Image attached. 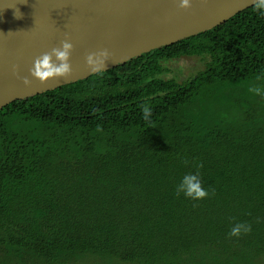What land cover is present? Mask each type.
<instances>
[{
    "label": "trees",
    "instance_id": "obj_1",
    "mask_svg": "<svg viewBox=\"0 0 264 264\" xmlns=\"http://www.w3.org/2000/svg\"><path fill=\"white\" fill-rule=\"evenodd\" d=\"M188 59L204 68L169 76ZM253 86H264L254 7L5 107L0 264H264V97ZM201 164L208 196H177ZM237 222L252 231L229 238Z\"/></svg>",
    "mask_w": 264,
    "mask_h": 264
},
{
    "label": "water",
    "instance_id": "obj_2",
    "mask_svg": "<svg viewBox=\"0 0 264 264\" xmlns=\"http://www.w3.org/2000/svg\"><path fill=\"white\" fill-rule=\"evenodd\" d=\"M170 2L0 0V111L17 101L82 82L153 51L197 37L254 7L253 0H193L191 9L177 7L174 18L156 22L144 31L147 19H162ZM64 40L74 45L72 73L46 83L31 77L34 61ZM103 50L111 53L112 62L102 73L91 72L86 56ZM16 72L28 77L31 84L24 85Z\"/></svg>",
    "mask_w": 264,
    "mask_h": 264
},
{
    "label": "clouds",
    "instance_id": "obj_3",
    "mask_svg": "<svg viewBox=\"0 0 264 264\" xmlns=\"http://www.w3.org/2000/svg\"><path fill=\"white\" fill-rule=\"evenodd\" d=\"M254 8L258 16L264 18V0H253ZM180 9L189 10L193 7V0H178ZM20 17V14L17 15ZM74 51V45L69 40L61 42L59 47H54L50 52L44 53L38 57L30 69L31 77L39 80L41 83H46L49 79L58 77H66L72 73L71 57ZM86 64L91 72L102 73L107 69L108 63L112 62L111 53L108 50L90 53L86 56ZM17 78L21 79L24 85L29 86L31 80L28 77H21L16 72ZM255 96L264 97V86H253L248 90ZM143 119L149 121L152 115V109L149 105L141 106ZM187 164V162H185ZM203 165H197L195 172H188L182 176L179 183L176 185L175 194H181L191 200H201L208 196V191L203 187L199 169ZM252 231L250 224L244 222L235 223L227 233L229 238H239L242 234H247Z\"/></svg>",
    "mask_w": 264,
    "mask_h": 264
},
{
    "label": "rangeland",
    "instance_id": "obj_4",
    "mask_svg": "<svg viewBox=\"0 0 264 264\" xmlns=\"http://www.w3.org/2000/svg\"><path fill=\"white\" fill-rule=\"evenodd\" d=\"M168 68L172 70L169 76L190 77L204 68V63L198 59H188L175 61L168 64Z\"/></svg>",
    "mask_w": 264,
    "mask_h": 264
},
{
    "label": "bare ground",
    "instance_id": "obj_5",
    "mask_svg": "<svg viewBox=\"0 0 264 264\" xmlns=\"http://www.w3.org/2000/svg\"><path fill=\"white\" fill-rule=\"evenodd\" d=\"M177 7H178V2L171 0L170 5H169V9H168V11L166 10L167 11L166 15L160 20H157L155 17L148 18L142 29L143 30L145 29L144 31L150 30L152 27H154V24L156 22H160V21L166 22V21L171 20L172 18H174L175 14H176ZM143 30L140 31L141 34L144 33Z\"/></svg>",
    "mask_w": 264,
    "mask_h": 264
}]
</instances>
